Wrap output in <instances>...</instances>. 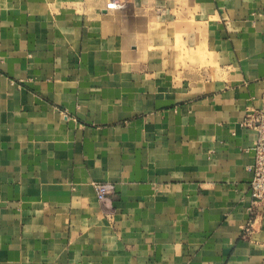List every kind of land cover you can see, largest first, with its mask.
<instances>
[{
  "label": "crops",
  "instance_id": "1",
  "mask_svg": "<svg viewBox=\"0 0 264 264\" xmlns=\"http://www.w3.org/2000/svg\"><path fill=\"white\" fill-rule=\"evenodd\" d=\"M108 1L0 0V264H264V0Z\"/></svg>",
  "mask_w": 264,
  "mask_h": 264
},
{
  "label": "built area",
  "instance_id": "2",
  "mask_svg": "<svg viewBox=\"0 0 264 264\" xmlns=\"http://www.w3.org/2000/svg\"><path fill=\"white\" fill-rule=\"evenodd\" d=\"M128 0H109V8H120ZM244 126L254 128L258 132V139L255 145L254 161L248 166V170L252 173L250 181V197L251 204L249 211L251 217L247 228L252 226L257 212L260 208L264 209V108L257 110L248 116L243 121ZM94 189L98 200L102 204H106L114 190L112 186L106 182H97L94 184Z\"/></svg>",
  "mask_w": 264,
  "mask_h": 264
}]
</instances>
